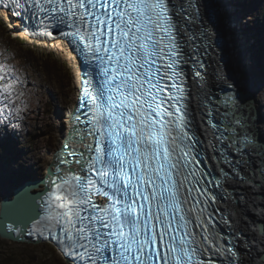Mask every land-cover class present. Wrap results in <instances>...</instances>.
I'll return each mask as SVG.
<instances>
[{"label": "rangeland", "instance_id": "obj_1", "mask_svg": "<svg viewBox=\"0 0 264 264\" xmlns=\"http://www.w3.org/2000/svg\"><path fill=\"white\" fill-rule=\"evenodd\" d=\"M233 6L241 25L245 78H252L257 96L264 97V0H235ZM35 41L24 27L18 30L0 14V201L12 198L14 190L27 180L46 177L53 155L63 143V131L67 134V111L74 107L77 95L73 57ZM195 74L197 81L196 70ZM190 107L193 120L191 103ZM262 134L264 137V128ZM241 157L244 159V153ZM0 264L73 263L50 243L0 236Z\"/></svg>", "mask_w": 264, "mask_h": 264}, {"label": "bare ground", "instance_id": "obj_2", "mask_svg": "<svg viewBox=\"0 0 264 264\" xmlns=\"http://www.w3.org/2000/svg\"><path fill=\"white\" fill-rule=\"evenodd\" d=\"M169 1L181 37L186 63L189 101L193 106V121L197 129V136L200 139L201 149L206 155V163L212 171L214 194L219 216L225 223L224 231L229 246L232 247L234 257L238 259L237 263L264 264V257H262L264 229L259 233L257 224L258 221H264V175H260L255 168L260 157L257 155L254 146H250V149L247 148L238 155L235 148L221 142L222 138L234 141L233 134H235L225 128L226 122L221 117L222 112L219 111V109L227 111L224 103L225 97L220 90L222 88L233 87L252 94L260 112V120L256 130L262 137V129L264 128L262 116L264 97L257 96L252 78L250 80L245 78L244 71L247 61L244 57L243 38L240 36L241 25L238 12L233 6L235 0ZM0 14H5L13 26L19 30V26H21L19 20L9 18L11 15L9 11L0 9ZM32 39H35L37 44L65 51L70 57H73L72 60L76 64L74 68L78 73L81 59L69 41L60 36H57V39L32 36ZM195 70L197 71V81ZM77 73H75L76 76L74 75V88L77 89V95L74 96L72 102L74 105L80 91ZM193 78L197 87L198 98L201 100L199 106L202 115L196 108V100L193 95ZM67 112L69 114L68 117L66 116V121H69L71 112ZM201 124L204 128L210 124L207 131L214 142L216 153ZM67 128L68 134V125ZM58 135L56 137L59 139L61 136ZM65 139V131H63L62 139L60 138L63 143L56 149V152L64 145ZM240 142L245 147L249 145L246 137L241 134ZM70 148L71 151H74L75 145ZM213 153L216 154V157ZM243 153L244 159L241 157ZM222 158L225 159V164L219 163L221 162L219 159ZM86 159L87 157L84 156L82 162ZM215 167L216 169H214ZM256 178L259 179L258 183L255 181ZM43 179L45 178L41 180ZM43 186V183L40 184L34 191L44 189ZM256 195H260L261 199ZM233 210L234 212H232Z\"/></svg>", "mask_w": 264, "mask_h": 264}, {"label": "water", "instance_id": "obj_3", "mask_svg": "<svg viewBox=\"0 0 264 264\" xmlns=\"http://www.w3.org/2000/svg\"><path fill=\"white\" fill-rule=\"evenodd\" d=\"M170 4V1L167 0ZM171 7V4H170ZM223 96L225 97L226 110L219 109L222 112V119L226 122L225 128L229 132H234L232 140L221 139V142L229 144L231 147L237 150V154H242L243 150L255 147L257 155L260 157V161L255 165L257 172L260 175H264V138L256 130V126L260 120V112L257 108L255 99L252 94L244 92L243 90H237L233 87H227L221 89ZM85 115H81L80 118ZM74 131H72L64 145L55 153V158L51 163V171H49L46 179L27 180L24 184L14 190L12 198L5 197L0 201V236L12 239L14 241L34 242L27 235L28 230L32 222L38 219L48 206V193L52 188L51 184L56 182L54 180L58 171L55 166L56 158L59 156L64 159L66 155L64 151L68 146L80 144L84 140L85 134L81 133L83 124H79ZM240 134L246 137L249 142L248 146H243L240 142ZM232 138V137H231ZM67 146V147H66ZM71 149V148H70ZM84 147L80 146V150L83 151ZM235 150V151H236ZM84 152V151H83ZM61 153V154H60ZM82 153V152H81ZM80 153V154H81ZM60 157V158H61ZM61 160V159H60ZM219 163L225 164L224 158L219 159ZM55 166V167H54ZM44 184V189L34 191L40 184ZM264 208V205H263ZM259 233L264 229V221H258ZM39 240L35 241L38 242ZM264 257V252L262 253ZM239 264V262H238Z\"/></svg>", "mask_w": 264, "mask_h": 264}, {"label": "flooded vegetation", "instance_id": "obj_4", "mask_svg": "<svg viewBox=\"0 0 264 264\" xmlns=\"http://www.w3.org/2000/svg\"><path fill=\"white\" fill-rule=\"evenodd\" d=\"M193 95H194V97H196V103H197V108H198V111H199V113L202 115V112H201V110H200V106H199V103H200V100H199V98H198V95H197V87L195 86V81H194V78H193ZM207 127H208V124H207V126L205 127V133H206V135L208 136L209 135V133H208V131H207ZM209 140H210V142H211V144L213 145V149H214V152H215V146H214V142L212 141V138H211V136L209 135ZM216 153V152H215ZM215 153H213V155L216 157V154ZM65 155H66V157H64V159H62V157L61 156H59V158L57 159L56 158V164H55V166H57V170H55V172H57L58 171V173L57 174H59V173H62V172H68V171H70L71 170V167L69 166V160H71V155L69 154V153H64ZM56 156H53V160H54V158H55ZM61 157V158H60ZM61 159V160H60ZM214 161H215V158H214ZM53 162V161H52ZM215 164H216V162H215ZM52 165H50V167H51ZM54 166V167H55ZM216 166H217V164H216ZM60 167V168H59ZM214 169H216V167L214 168Z\"/></svg>", "mask_w": 264, "mask_h": 264}, {"label": "trees", "instance_id": "obj_5", "mask_svg": "<svg viewBox=\"0 0 264 264\" xmlns=\"http://www.w3.org/2000/svg\"><path fill=\"white\" fill-rule=\"evenodd\" d=\"M0 144H1V146H3V143H2V141H0Z\"/></svg>", "mask_w": 264, "mask_h": 264}]
</instances>
